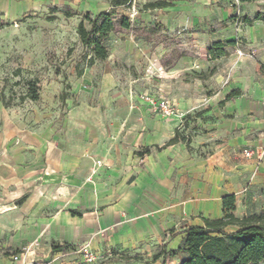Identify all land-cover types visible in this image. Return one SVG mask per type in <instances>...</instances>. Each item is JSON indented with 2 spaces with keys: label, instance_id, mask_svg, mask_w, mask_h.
<instances>
[{
  "label": "crops",
  "instance_id": "crops-1",
  "mask_svg": "<svg viewBox=\"0 0 264 264\" xmlns=\"http://www.w3.org/2000/svg\"><path fill=\"white\" fill-rule=\"evenodd\" d=\"M110 1L66 4L73 13L96 16L111 8ZM133 1L136 10L137 4L155 0ZM167 1L172 6L139 12L137 24L150 26L154 20L153 32H188L184 38L198 51L164 68L159 62L163 47L119 29L122 60L146 65L145 75L132 81L119 102L124 115L74 107L60 131L10 128L0 136V220H5L0 235L12 237L0 251L26 252L18 260L0 254V264H85L78 254L82 245L99 254L176 251L187 227L223 217L222 199L230 195L236 198L238 218L264 213V158L244 156L245 150L264 145V22L240 24L247 52L258 64L242 63L213 96H192L186 85L178 89L177 78L203 68L213 43L236 40V24L226 21L241 8L217 5L228 0ZM250 1L242 4V16L254 19L247 12L260 13V2ZM46 2L52 0L14 2L8 11L16 15ZM221 23L227 26L218 30ZM234 90L241 95L226 101ZM144 92L169 99L179 116L152 114L140 99ZM177 130L190 140V148L183 142L166 146ZM96 160L104 165L96 167ZM52 245L68 248L55 253Z\"/></svg>",
  "mask_w": 264,
  "mask_h": 264
},
{
  "label": "rangeland",
  "instance_id": "rangeland-1",
  "mask_svg": "<svg viewBox=\"0 0 264 264\" xmlns=\"http://www.w3.org/2000/svg\"><path fill=\"white\" fill-rule=\"evenodd\" d=\"M25 1L31 0L0 1V136L10 128L33 131L54 126L60 131L74 107H98L101 108L103 116L124 115L119 102L129 93L132 81L145 75L146 65L122 60L118 49L121 31L118 29L112 33L105 43L110 52L107 61H95L90 65L91 53L81 46L77 34L84 13L78 12L73 17H66L65 11L69 10L66 4L68 0H52L51 4L46 2L32 5L22 13L10 14L12 12L8 11L9 4L13 6L14 2ZM228 2L218 1L217 5L242 9V4H249L251 1ZM252 2H260L258 12L264 16V0ZM134 6L136 4L132 1L131 10L121 9L122 14L129 17L134 25L131 34L151 42L154 48L163 47L165 54L159 57V62L164 68L170 67L184 53L198 51L195 44L188 42V36L184 38L188 32L179 29L175 32L164 29L153 32V28L158 26L154 20V24L150 26H142L143 22L137 24V21H141L137 15L144 11V5L137 4L136 10ZM239 13L226 21L231 25L236 24V46L229 48V55L219 59L218 63L204 58L203 68H196L190 74L178 77L176 86L180 91L186 85L192 96H213L217 85L229 83L234 71L242 63L258 64L257 59L247 52V41L241 36L240 24L244 17L243 12ZM247 14L255 17L257 12L252 9ZM94 16L91 14V17ZM226 23L219 24L217 29H225ZM106 72L110 73L109 80L105 79ZM155 79L158 80V77ZM219 79L220 82H217ZM33 80L38 85L39 100L36 102L26 98L27 84ZM3 222L5 220H0V224ZM11 238L8 234L0 235V245L10 243ZM160 251L158 249L151 253L138 254L112 250L111 253L103 252L102 260L98 264H161L162 259L153 261V257ZM0 254L19 257L26 252L17 250L10 253L9 249L2 248ZM165 259V264H184L180 257L165 256ZM191 264L204 262L196 259Z\"/></svg>",
  "mask_w": 264,
  "mask_h": 264
},
{
  "label": "trees",
  "instance_id": "trees-1",
  "mask_svg": "<svg viewBox=\"0 0 264 264\" xmlns=\"http://www.w3.org/2000/svg\"><path fill=\"white\" fill-rule=\"evenodd\" d=\"M133 0H111V8L108 11L91 17L85 14L80 21L77 34L80 44L91 53L89 64L95 61L105 62L110 56L109 48L105 45L110 35L117 29H132L131 19L122 14L121 9L132 8ZM172 6L167 0H155L143 6V10H160ZM66 17H73L76 13L65 11ZM254 21L264 22L262 13H257L254 19L244 18V23L251 24ZM236 42H215L207 50L208 57L212 60L221 59L229 54L228 49L235 47ZM27 99L33 102L39 100L38 85L35 80L28 82ZM240 90L232 91L226 101L240 96ZM63 95V100H65ZM183 142L190 148V140L179 130L175 137L166 146ZM223 217L217 220L204 219L203 226H189L182 233L184 238L178 250L167 252L165 247L153 257L161 264L166 263L165 256L173 258L182 255L184 264H191L196 259L203 260L204 264H263L264 263V213L240 219L236 216V198L234 195L225 196L222 199ZM73 216H81V213L72 212ZM234 229V230H231ZM68 246L59 247L52 245V251L57 253Z\"/></svg>",
  "mask_w": 264,
  "mask_h": 264
},
{
  "label": "built area",
  "instance_id": "built-area-1",
  "mask_svg": "<svg viewBox=\"0 0 264 264\" xmlns=\"http://www.w3.org/2000/svg\"><path fill=\"white\" fill-rule=\"evenodd\" d=\"M228 1L239 2V0ZM240 54L241 56H244L243 53ZM140 99L146 104L148 110L154 115H159L164 118L179 116V111L176 106L164 96H158L153 93L144 92L140 95ZM244 156L248 159L255 157L259 160L263 159L264 145L245 150ZM95 165L96 167H102L104 163L102 160H96ZM78 254H80L85 264H98L99 261L102 260V255L94 251L90 245L80 246ZM14 260H18V257H14Z\"/></svg>",
  "mask_w": 264,
  "mask_h": 264
},
{
  "label": "bare ground",
  "instance_id": "bare-ground-1",
  "mask_svg": "<svg viewBox=\"0 0 264 264\" xmlns=\"http://www.w3.org/2000/svg\"><path fill=\"white\" fill-rule=\"evenodd\" d=\"M4 210V209H3ZM1 212V211H0Z\"/></svg>",
  "mask_w": 264,
  "mask_h": 264
}]
</instances>
